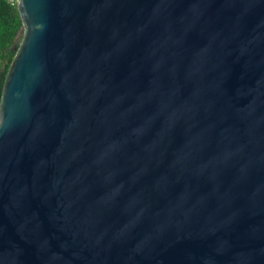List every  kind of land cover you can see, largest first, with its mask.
I'll return each instance as SVG.
<instances>
[{"label":"water","instance_id":"water-1","mask_svg":"<svg viewBox=\"0 0 264 264\" xmlns=\"http://www.w3.org/2000/svg\"><path fill=\"white\" fill-rule=\"evenodd\" d=\"M17 9L0 264H264V0Z\"/></svg>","mask_w":264,"mask_h":264},{"label":"trees","instance_id":"trees-1","mask_svg":"<svg viewBox=\"0 0 264 264\" xmlns=\"http://www.w3.org/2000/svg\"><path fill=\"white\" fill-rule=\"evenodd\" d=\"M23 35V22L17 5L0 0V101L10 65Z\"/></svg>","mask_w":264,"mask_h":264},{"label":"built area","instance_id":"built-area-1","mask_svg":"<svg viewBox=\"0 0 264 264\" xmlns=\"http://www.w3.org/2000/svg\"><path fill=\"white\" fill-rule=\"evenodd\" d=\"M12 5H17L18 4V0H8Z\"/></svg>","mask_w":264,"mask_h":264}]
</instances>
